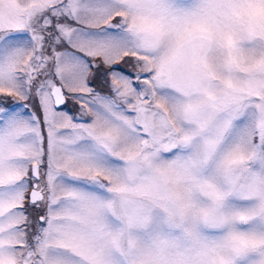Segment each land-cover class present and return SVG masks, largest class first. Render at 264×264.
<instances>
[{
    "label": "snow or ice",
    "instance_id": "snow-or-ice-1",
    "mask_svg": "<svg viewBox=\"0 0 264 264\" xmlns=\"http://www.w3.org/2000/svg\"><path fill=\"white\" fill-rule=\"evenodd\" d=\"M0 264H264V0H0Z\"/></svg>",
    "mask_w": 264,
    "mask_h": 264
},
{
    "label": "rangeland",
    "instance_id": "rangeland-1",
    "mask_svg": "<svg viewBox=\"0 0 264 264\" xmlns=\"http://www.w3.org/2000/svg\"><path fill=\"white\" fill-rule=\"evenodd\" d=\"M118 67H119V66H118ZM96 83H98V81H97ZM103 90H104V91H107V87L104 86ZM67 110H69V111L72 112V113H74V112L76 111V109H75V107H74V105L72 104L71 101L69 102V104H68V106H67Z\"/></svg>",
    "mask_w": 264,
    "mask_h": 264
}]
</instances>
